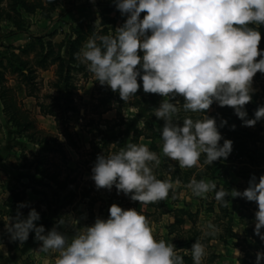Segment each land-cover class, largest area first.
Here are the masks:
<instances>
[{
  "label": "rangeland",
  "instance_id": "374dc122",
  "mask_svg": "<svg viewBox=\"0 0 264 264\" xmlns=\"http://www.w3.org/2000/svg\"><path fill=\"white\" fill-rule=\"evenodd\" d=\"M113 2L0 0V35L4 34L8 40L21 35L36 43L38 39L47 37L49 30L57 28L49 35L57 43L49 60L54 64L46 71L37 69L36 73L33 72L42 56L39 49L34 50V54L21 55L15 54V48L9 45L8 51H0V92L4 89L6 96L15 102L11 107L0 99V163L8 166L10 172L12 168L16 169L6 176L9 184L12 185L11 179L15 182L13 184L20 186L11 192L17 200L27 202L22 211L28 213L34 207L40 213L41 219L36 223L43 224L45 231L61 216L77 218L78 227L90 225L97 216L107 218L110 205L116 203L124 209L136 208L143 214L154 227L155 238L173 243L185 264H193L189 249L197 239L206 245L207 255L203 264H256V253L264 252V241L254 232L257 202L228 195L225 205L214 199V193H208L207 199L193 196L186 185L193 177L197 180L203 178L214 180L218 188L230 193L233 188L243 191L252 174L258 180L264 174V119L254 126H245L231 106H220L214 101L205 110L206 114L215 117L218 126L221 119L227 120V124L218 129L222 135L220 143H223V138L231 139L233 132L236 140H231L235 148L227 158L217 159L210 165L181 169L177 161L162 153L160 129L164 121L154 115V110L164 97L145 93L141 86L135 95L123 101L118 92L107 91L110 86L95 81L84 64L82 71L77 68L74 79L68 82L77 86L75 92H68L57 83L59 63L54 60L65 36L69 35L68 25L80 18L95 26L102 20L109 22L113 13L100 14L97 5ZM69 10L73 12L69 13ZM126 18L124 15L120 19L125 21ZM75 28L74 31L83 34L85 41L90 38L91 29L87 23ZM98 30L100 32L101 28ZM258 30L261 33L258 48L264 49V25H260ZM101 32L104 35V30ZM106 35L114 36L115 32L110 27L106 29ZM27 50H31V45ZM4 57H7L6 61ZM84 74L91 78L83 80ZM138 83H141L139 77ZM252 87L255 89L252 100L245 105L248 118L253 117L259 105H264V73L257 71ZM172 99L174 103L180 102L178 123H182L185 116L204 118V113L183 110V96L177 95ZM103 100H106L104 104L101 103ZM112 104L118 112L112 110L102 115V109ZM14 115H18L20 121H30L32 125L28 130L17 128L10 119ZM63 130L75 149L67 144ZM140 135L151 137L149 149L160 156L161 163L154 168L157 178L168 179L174 185L165 200L147 205L131 200L122 191L117 193L115 186L111 190L97 189L91 179V169L98 154L110 155L130 142L144 144ZM44 140H48L47 148ZM200 160L203 164V155ZM21 177L24 183H17ZM208 221L219 229L214 237L203 235L201 226ZM61 230L73 234L70 227ZM261 231L264 232V227ZM260 264H264V259Z\"/></svg>",
  "mask_w": 264,
  "mask_h": 264
},
{
  "label": "clouds",
  "instance_id": "9594fccd",
  "mask_svg": "<svg viewBox=\"0 0 264 264\" xmlns=\"http://www.w3.org/2000/svg\"><path fill=\"white\" fill-rule=\"evenodd\" d=\"M126 20L115 28V35H94L83 44L76 58L93 74L95 81L110 86L123 101L137 93L164 97L154 115L164 121L160 129L162 153L178 162L181 169L210 165L227 158L233 141L218 130L227 124L206 114L215 101L231 106L245 126L264 119V105L248 118L245 105L252 100L253 77L264 73V49L258 48L264 25V0H114ZM144 13L141 17V13ZM259 57V59H257ZM184 98L185 112L204 113V118L185 116L178 123L179 101ZM234 128L235 125H232ZM204 156L201 164V156ZM161 163L157 152L145 144L127 143L119 151L98 154L91 169L97 189L115 186L142 205L165 200L174 185L159 179L154 168ZM174 171V166H170ZM186 187L195 197L227 203L226 197L255 201L254 232L264 241V174L250 176L243 190L230 193L218 188L214 180L193 177ZM8 193L0 195L5 200ZM18 202L15 216L2 218L10 241L21 245L34 231L41 241L39 251L55 254L54 264H185L173 243L156 239L154 227L136 208L124 209L116 203L109 207L107 218L97 216L90 225L78 227L71 215L59 217L47 231L37 224L40 213L33 207L25 216ZM71 228L73 234L61 229ZM203 235L216 236L219 229L211 221L201 226ZM193 264H203L206 245L199 239L189 249ZM237 254L240 255L238 249ZM0 252H8L0 242ZM264 252L256 253V264Z\"/></svg>",
  "mask_w": 264,
  "mask_h": 264
},
{
  "label": "crops",
  "instance_id": "0c3cea01",
  "mask_svg": "<svg viewBox=\"0 0 264 264\" xmlns=\"http://www.w3.org/2000/svg\"><path fill=\"white\" fill-rule=\"evenodd\" d=\"M113 4L115 5L114 2ZM110 5L111 4L109 5L98 4L97 5L100 8V14L102 12L113 13V15L111 14L110 16L109 22H104L102 20V22H100L97 26H95L92 22H89V20L86 21V20H83L84 18H80V20L71 23V25L70 24L68 25L67 28L69 31L68 33L69 35L65 36L64 42L61 45L62 46L61 50L56 54L55 56L56 59L54 60L55 62L59 63V59L62 58L66 66L68 65V61L69 60L71 61L70 70L68 72L66 83L69 82L71 79H74V75L77 72V68L81 69L83 67V64L79 62L75 54L79 52V50L81 49V47L86 41L84 40L85 37L83 36L76 44L73 45V41L75 42L77 38V35L74 31V29H76L75 27H77L78 25L81 26L83 22L87 23L89 25V28L91 29L90 37H92L96 35V33L101 35L103 33L101 32L102 30H104V35H106V29L110 27L115 32V28L118 26H121L124 23V21L120 19L121 17H124V15L121 14L120 10L116 8V6H110ZM68 12L71 13L73 11L69 10ZM107 25H110V27H108ZM100 28L101 30L99 32L98 29ZM55 29L57 28H53L52 31H54ZM95 29L97 30V32H95ZM52 31L50 32L49 30V32H47V37L44 36V38H42L41 40L45 42L44 43L45 48L40 46V41H37L35 43V42L30 41V38H24L21 35L12 38V40L10 39L8 40L4 34L0 35V51L1 52L8 51L9 45L15 48V51H14L15 54L20 53L21 55L34 54V52L37 49H39L38 51L42 53H45L46 50H48L50 51V54H48L47 58L44 59L45 61L41 64H35V66L33 67L34 69L33 72L35 71L34 73H36L37 69L46 71L50 65L54 64L53 62L49 63V60L51 59V56H52V50H53L52 48L57 43L55 38H53L52 36H49L51 35V33H53ZM28 45H31V50L24 51L25 47H27ZM71 55H72V58H71ZM4 60L6 61L7 57H4ZM1 61H2V58H0V65H1ZM83 77L85 78L83 80H89L91 78L89 77V75H85V74ZM60 84L62 85L63 89L68 92L69 91L75 92L77 90V86L75 84L71 85L68 83L67 85L64 82H60ZM141 86H142V83H141ZM107 91L114 92L113 90H111L110 87H108ZM37 108H39V105H37ZM107 108L108 109L106 110L102 109V112H101L102 115L112 110H114V112L117 113V109L115 108L113 104L111 106H107ZM142 137H143V143L149 147L151 143L150 141L151 139L144 135L139 136V138H142ZM0 157H1V151H0ZM15 171L16 169L12 168V172H15ZM12 172L9 171L8 166L6 165L3 166L0 163V195L8 193L5 200H0V242L3 243L5 249L8 252L7 256L3 255V252H0V264H54L55 254L44 253L38 250L42 242L34 239V235H35L34 231L29 233V238L26 241H24L22 245L19 241H10L9 239L10 234L7 233L5 226H4L5 222L2 218H7L8 216H15L16 211H17L18 202L22 201V200H17L14 197V193L11 192L12 189L17 191L18 188L20 187L19 185L16 186V184H13L15 182H13L11 179L10 181L12 185L9 184L6 174L11 175ZM22 178L23 177H21V180L17 181V183L18 182L24 183V180ZM22 185L25 186L26 184H22ZM20 211L25 216L27 215V213L22 211L21 209Z\"/></svg>",
  "mask_w": 264,
  "mask_h": 264
},
{
  "label": "trees",
  "instance_id": "16d2710c",
  "mask_svg": "<svg viewBox=\"0 0 264 264\" xmlns=\"http://www.w3.org/2000/svg\"><path fill=\"white\" fill-rule=\"evenodd\" d=\"M110 6H115L114 4H111ZM143 14V12L141 13V15ZM75 33H76V35H77V38H76V40H75V42L73 41V45L74 44H76L82 37H83V35L81 34V32L80 31H75ZM42 40V38L41 39H38V41H40V46H42L43 48H45V46H44V43L45 42H43V41H41ZM28 47V46H27ZM27 47H25V49H24V51L26 50V48ZM42 54V56H41V58H40V60H39V62H38V64H41V63H43L45 60L44 59H46L47 58V55L48 54H50V51H48V50H46V52L45 53H41ZM71 58H72V55H71ZM59 59V58H58ZM10 63H12L11 61H10ZM70 63H71V61L69 60L68 61V65L66 66L65 64H64V60L62 59V58H60L59 59V68L57 69L58 71V80H57V83L59 82V84H60V82H64L65 84H67L68 85V82L66 83V80H67V77H68V72H69V70H70ZM16 69H18V68H16ZM31 70V69H30ZM18 71V70H17ZM31 74H32V72H31ZM64 74V75H63ZM142 83V82H141ZM1 94H0V99H2V101H3V103H4V105H7V104H10V106L11 107H14L15 106V102L11 99V98H8L7 96H6V93H5V91H4V89H2L1 90V92H0ZM106 100H103V101H101V103L102 104H104V102H105ZM108 106V105H107ZM107 106L105 107V110L106 109H108L107 108ZM151 108V107H150ZM117 112H118V110H117ZM8 117H9V115H8ZM26 118V117H25ZM10 119H12V121H13V123L15 124V126H17V128L18 127H23L24 128V130H28V128L32 125V123L30 122V121H28V120H26V119H24L23 121H20V120H18L19 119V116L18 115H14V117L13 116H11L10 117ZM147 124V123H146ZM159 133L158 132H156V135H158ZM231 139H233V141H235L236 140V137L234 136V134H233V132H231ZM63 136L65 137V139H66V141H67V144L69 145V146H71L72 148H74L75 149V145H74V143L70 140V138H69V136H68V134L65 132V130H63ZM151 138V137H150ZM43 143L45 144V147L47 148L48 147V140H44L43 141ZM238 145V144H237ZM45 148V149H46ZM234 148H235V146H234ZM233 147H232V149H234ZM237 148V147H236ZM243 149H244V146H243ZM239 152H241V150H238ZM226 182V181H225Z\"/></svg>",
  "mask_w": 264,
  "mask_h": 264
}]
</instances>
